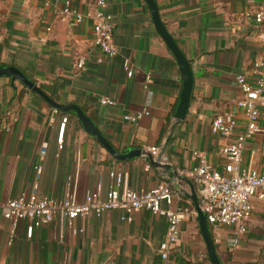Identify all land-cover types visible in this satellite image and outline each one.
Instances as JSON below:
<instances>
[{
    "label": "crops",
    "instance_id": "1",
    "mask_svg": "<svg viewBox=\"0 0 264 264\" xmlns=\"http://www.w3.org/2000/svg\"><path fill=\"white\" fill-rule=\"evenodd\" d=\"M91 1L0 0V65L14 64L57 102L77 103L117 150L143 151L132 158L112 156L83 129L73 110L56 109L21 81L0 75V204L34 188L55 199L72 191L81 201L96 188L105 196L113 183L111 170L122 171L125 183L137 189L167 181L185 202L194 204L187 194L191 183L197 194V186L187 170L201 157L221 169L225 157L220 147L246 123L236 104L242 93L234 74L241 71L253 80L258 59L263 60L258 69H264V41L256 35L252 18L262 0H155L167 32L193 71L188 107L179 121L174 114L182 71L156 29L147 1L107 0L105 10L113 16L118 48L114 55L92 43L90 16L77 22L60 17L66 2L85 13ZM77 55L85 56L80 70L75 68ZM124 62L132 70L130 76ZM103 96L116 102L103 104ZM143 107L148 114L125 119V114ZM216 112L235 114L232 137L211 129ZM63 116L67 121L59 144ZM259 122L264 126V95ZM152 145L159 147L156 154L148 150ZM146 153L172 167L154 165ZM241 164L264 170V132L246 139ZM252 201L247 230L238 244L228 241L233 226L208 223L222 264H264V194ZM121 215V209L109 208L77 216L74 228L82 227L81 232L62 230L55 219L27 237L23 221L10 231L0 205V264H160L157 247L166 217L146 208L134 211L130 219ZM170 255L176 264H211L198 215L180 222Z\"/></svg>",
    "mask_w": 264,
    "mask_h": 264
},
{
    "label": "built area",
    "instance_id": "2",
    "mask_svg": "<svg viewBox=\"0 0 264 264\" xmlns=\"http://www.w3.org/2000/svg\"><path fill=\"white\" fill-rule=\"evenodd\" d=\"M107 0H92L89 9L85 13L76 11L68 6V2L61 10V19H69L71 22L80 21L84 16L93 19L92 43L108 55H114L118 51L113 39L114 19L111 13L105 10ZM252 18L257 24L256 35L264 41V0L252 11ZM85 63L84 55H77L75 68L80 70ZM263 63L262 59L254 62L256 77L252 80L244 72L234 74V81L241 90L242 96L236 100V104L243 110L246 123L242 131L237 132L220 147L221 154L225 157L222 168L211 165L204 157H201L198 165L187 170L188 176L193 178L197 186V198L206 220L213 226H233L232 235L228 237L231 245L239 242V237L247 230L254 196L262 197L264 189V170L247 168L242 166V152L245 141L256 132H264V126L259 122L260 104L264 95V69H258ZM127 74L132 70L124 62ZM101 103L113 104L114 98L103 96ZM149 109L143 107L132 114H125V119L135 120L142 114H148ZM67 116H63L59 124L57 141H62ZM237 119L234 113L216 112L211 118V129L223 136L232 137ZM46 144L42 152H45ZM152 154L159 150L158 146L148 147ZM37 172L41 166L37 165ZM113 183L102 196L99 188L85 194L83 200L76 199L74 192L69 191L62 199L41 194L36 188L31 191H21L15 196L8 197L2 202L3 216L10 222V231L15 232L17 224L25 223V235L31 237L38 226L50 224L55 219L61 229L71 228L73 231H83L82 227L74 228V219L80 215L89 213L101 214L109 208H119L122 211L121 218L130 219L134 211L146 208L155 214H163L166 217V229L163 238L158 244L157 252L161 260L160 264H176L171 257L172 246L179 237V224L188 216H197V209L190 201H184L179 191L170 187L167 181H160L148 188H132L125 183L124 174L119 170L109 172ZM174 199L176 201L174 202ZM164 202V205L162 204ZM221 236L216 233L215 240L220 241ZM214 240V239H213Z\"/></svg>",
    "mask_w": 264,
    "mask_h": 264
},
{
    "label": "water",
    "instance_id": "3",
    "mask_svg": "<svg viewBox=\"0 0 264 264\" xmlns=\"http://www.w3.org/2000/svg\"><path fill=\"white\" fill-rule=\"evenodd\" d=\"M146 1L151 9V13L156 29L158 30V32L161 34L167 45L171 48V50L175 54L178 60V64L182 71V77H183L182 92L178 107L174 114L175 120L179 121L184 117L188 107L191 88L193 84V71L188 58L179 48L173 37L167 32L160 18L158 7L155 0H146ZM0 75H7L11 78V80L17 79L21 81L27 87L38 92L45 100H47V102H49L56 109H60L64 111L73 110L76 116L78 117V119L80 120L83 129L92 136H94L96 139H98L99 142L108 150V152L112 156L118 159L132 158L134 156L140 155L141 152L143 151L141 148H130L127 151L117 150L106 138V136L101 132V130L98 128L95 122L85 113V111L77 103L74 102L60 103L55 101L37 83H35L20 68H18L14 64L0 65ZM168 140H169V135L166 137L164 145L167 144ZM146 154L154 165H160L166 168L172 167L168 163L160 162V157L154 158L152 154L150 153H146ZM187 195L193 200L194 206L197 209L199 225L206 244L209 261L211 262V264H222L219 255L217 253V248L214 243L211 231L209 229L206 216L200 208L197 194L192 183H191L190 193H188Z\"/></svg>",
    "mask_w": 264,
    "mask_h": 264
}]
</instances>
